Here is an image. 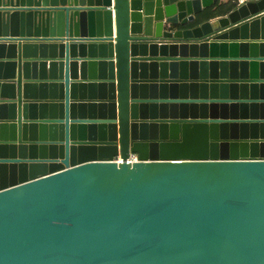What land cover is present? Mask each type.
I'll return each instance as SVG.
<instances>
[{
  "label": "water",
  "instance_id": "obj_1",
  "mask_svg": "<svg viewBox=\"0 0 264 264\" xmlns=\"http://www.w3.org/2000/svg\"><path fill=\"white\" fill-rule=\"evenodd\" d=\"M219 1L0 0V264H264V0Z\"/></svg>",
  "mask_w": 264,
  "mask_h": 264
},
{
  "label": "trees",
  "instance_id": "obj_2",
  "mask_svg": "<svg viewBox=\"0 0 264 264\" xmlns=\"http://www.w3.org/2000/svg\"><path fill=\"white\" fill-rule=\"evenodd\" d=\"M236 6L232 2V0H228L227 2H218L214 4L212 7L205 9L201 14L198 16V22H204L216 17L226 16L230 13Z\"/></svg>",
  "mask_w": 264,
  "mask_h": 264
},
{
  "label": "built area",
  "instance_id": "obj_3",
  "mask_svg": "<svg viewBox=\"0 0 264 264\" xmlns=\"http://www.w3.org/2000/svg\"><path fill=\"white\" fill-rule=\"evenodd\" d=\"M250 1H255V0H232V2L235 4L236 8L242 6V5H244ZM122 161L123 160L120 157L117 158L118 163H121ZM126 161L129 164H133V163H136L139 161V157L136 153L130 152L129 157L127 158Z\"/></svg>",
  "mask_w": 264,
  "mask_h": 264
},
{
  "label": "crops",
  "instance_id": "obj_4",
  "mask_svg": "<svg viewBox=\"0 0 264 264\" xmlns=\"http://www.w3.org/2000/svg\"><path fill=\"white\" fill-rule=\"evenodd\" d=\"M221 2H227L228 0H220ZM216 18H219V17H216Z\"/></svg>",
  "mask_w": 264,
  "mask_h": 264
}]
</instances>
